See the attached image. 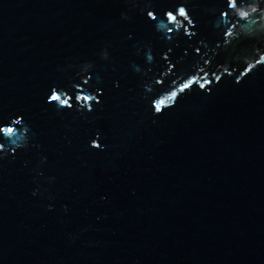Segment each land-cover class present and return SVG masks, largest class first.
Returning a JSON list of instances; mask_svg holds the SVG:
<instances>
[{
	"label": "water",
	"instance_id": "water-1",
	"mask_svg": "<svg viewBox=\"0 0 264 264\" xmlns=\"http://www.w3.org/2000/svg\"><path fill=\"white\" fill-rule=\"evenodd\" d=\"M152 2L163 19L181 0ZM186 7L195 35L172 36L136 8L122 19L123 0H0V124L21 116L28 141L0 159V264H264V63L237 83L234 59L260 45H217L226 0ZM209 57V90L154 116L151 98ZM86 60L87 84L58 70ZM224 63L235 70L217 82ZM73 81L101 90L91 111ZM53 86L72 108L46 101Z\"/></svg>",
	"mask_w": 264,
	"mask_h": 264
},
{
	"label": "clouds",
	"instance_id": "clouds-1",
	"mask_svg": "<svg viewBox=\"0 0 264 264\" xmlns=\"http://www.w3.org/2000/svg\"><path fill=\"white\" fill-rule=\"evenodd\" d=\"M123 3L126 8L120 11V16L124 20L130 19L128 11L132 8H136L141 14L146 13L149 19L157 21L155 27L158 31L165 34L171 33L172 36H175L177 32L183 28L185 35H195L194 32H191L189 27H194L195 25L186 7L187 0H181V2L176 5L174 11L165 10L163 19L158 18L153 11L152 0H123ZM226 5V9L221 10L220 16H228L231 23L221 25L219 33L223 35L225 43L217 42V45L219 47H224L226 43L240 38H251L258 41L260 45L259 47H254L247 55L234 57V59L238 60L239 64L243 65L242 69L239 71V75L236 77V82L239 83L242 77L255 71L257 67L264 63V0H226ZM206 11L214 13L216 10L214 8H207ZM168 25H172V27H168ZM173 29L177 30V32H174ZM205 47L207 48L206 44ZM195 51L199 53L200 49L196 48ZM211 51L215 54L216 48H212ZM169 52H172V48L162 53V58L168 64L167 69L164 71L171 70L173 67V64L169 62ZM98 55L100 59L108 61L110 56L107 46L102 47ZM207 55V51L202 53L201 59ZM153 59L154 57L151 53L146 54V60L148 62H151ZM174 59L175 63L178 64L183 61L184 57L180 55L176 56ZM210 59L211 57H209V59H204L203 65L197 63L194 65L196 69L195 72L187 75L182 74L180 77H177L176 80H173L168 88H162L158 94L153 96L151 98L153 115H160L165 110L174 107L180 97L190 92L194 86L207 92L212 84V80L207 78L208 71L206 70V66L209 65ZM93 66L91 61L86 60L75 64L69 63L66 68H60L58 70L66 71L74 68L80 81L87 84L90 78V70ZM230 69L235 70V65H230L229 63L218 64L216 65L215 71L212 72V76L215 81L219 82L222 78V74L229 73ZM149 71H151V69H149ZM200 73H203V75ZM146 74L147 73H145V75ZM161 75L163 76V72ZM152 83L153 82L149 80L145 87H151ZM162 83L163 80L160 78L155 80V84L157 85H162ZM71 86L76 89L74 99L77 110L83 109L91 111L94 103H100L99 96L97 95V93L101 91L100 89H97L95 92H88L82 89L81 84H77L74 81L71 83ZM46 101L53 103L59 109L72 108L74 106L72 103L73 96L66 89L57 88L56 86L52 87L50 93L46 97ZM21 123L22 117L15 116L14 118H10L7 124H0V134H2L5 140L9 141L7 145L0 144V159H3L9 154H14L18 148H25L28 146L27 136L25 135L27 126L18 127ZM18 133H21V135H18ZM94 136L95 138L89 141V146L92 148H102L103 146L99 143V132H96ZM43 159L44 158H42V161ZM54 179V177H48L49 181ZM37 191H39V188L34 190L32 194L36 195ZM48 207L51 208V205Z\"/></svg>",
	"mask_w": 264,
	"mask_h": 264
}]
</instances>
